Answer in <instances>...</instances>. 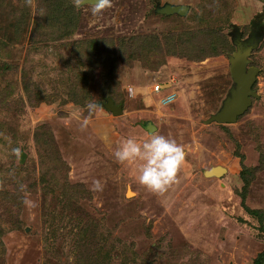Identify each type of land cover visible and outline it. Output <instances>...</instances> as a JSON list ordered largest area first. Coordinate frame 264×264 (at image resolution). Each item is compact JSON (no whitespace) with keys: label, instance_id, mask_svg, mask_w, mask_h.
Returning <instances> with one entry per match:
<instances>
[{"label":"rangeland","instance_id":"1","mask_svg":"<svg viewBox=\"0 0 264 264\" xmlns=\"http://www.w3.org/2000/svg\"><path fill=\"white\" fill-rule=\"evenodd\" d=\"M59 2L0 0V264H82L79 231L97 264H253L264 249V37L251 55L259 97L233 123L203 120L232 82L231 24L243 36L255 15L264 25V0H110L96 15L66 0L68 13L37 40ZM164 3L189 11L156 12ZM213 28L230 50H210ZM167 34L208 50L170 54ZM152 36L161 47L146 54ZM108 96L121 114L103 106ZM89 102L98 105L91 113ZM154 134L186 153L162 194L138 183L135 162L113 155L122 138ZM237 151L251 169L244 193ZM216 165L225 172L209 174Z\"/></svg>","mask_w":264,"mask_h":264},{"label":"water","instance_id":"2","mask_svg":"<svg viewBox=\"0 0 264 264\" xmlns=\"http://www.w3.org/2000/svg\"><path fill=\"white\" fill-rule=\"evenodd\" d=\"M92 0H84L81 4H91ZM189 10L188 4L164 3L156 4L155 11L163 14H179L186 15ZM264 37V25L259 14L255 15L250 21V29L246 36H243V29L239 25L232 23L229 32V41L234 49L227 53L229 62V74L231 77V85L221 101L217 110L210 113L203 120L204 123H233L239 116L244 114L251 106L253 98H258L259 94L253 89L260 67L252 64L251 55L255 51ZM103 106L113 115H119L123 112L122 105L115 103L110 97H106ZM145 128L151 132L156 127L151 121L145 122ZM25 153L20 151L19 162L23 163ZM225 167L221 165L213 166L208 173L213 175H221L225 172Z\"/></svg>","mask_w":264,"mask_h":264},{"label":"clouds","instance_id":"3","mask_svg":"<svg viewBox=\"0 0 264 264\" xmlns=\"http://www.w3.org/2000/svg\"><path fill=\"white\" fill-rule=\"evenodd\" d=\"M76 2L79 4L84 0H76ZM90 3L92 6L89 10L96 15L109 5L110 0H92ZM173 98L169 95L163 98L161 103H168ZM86 107L91 113L98 105L95 102H89ZM87 123V118L83 119L81 127L86 126ZM185 154L183 145L162 134L151 135L142 141L134 136H127L121 139L113 152L117 162H135L138 183L157 194L164 193L175 182L176 173L183 164ZM94 184L97 188L100 187L99 181H94ZM25 203L33 202L26 197Z\"/></svg>","mask_w":264,"mask_h":264},{"label":"trees","instance_id":"4","mask_svg":"<svg viewBox=\"0 0 264 264\" xmlns=\"http://www.w3.org/2000/svg\"><path fill=\"white\" fill-rule=\"evenodd\" d=\"M65 1L66 0H60L58 5L61 4V7L56 11L51 10L47 14V15L52 14L48 20H44V18H43L42 20H40V22H38L40 24L37 23L39 25V27L36 29L37 35H38V37L36 38L37 40H39V41H42L43 39L46 40V38H47V30H46L47 26H49L53 22H56V23L61 22L63 19L61 16L62 12L64 14L68 13V7L67 6H64V10H61V9H63V7H62L63 5L69 4L68 2H67V4H65L64 3ZM63 27H64L63 30L65 32L71 33V30L69 29L70 27L68 25L65 24ZM201 32L203 33V36H204V32L202 30H201ZM209 33L212 36V38H214V43L211 42V45H209L210 46L209 48L212 52H218L219 50L220 51L221 50H230V48H232L228 39L225 37V35L221 34L219 29L213 28V30L209 31ZM170 37L171 36L168 34L166 36H164V41L166 43H168L167 45H170V47L168 48V51H167L170 54H175V55L178 54V55L186 56V57H196V56H198V54L200 56H205V54H206L205 51L208 50L207 47L205 48L204 42H200L199 45H196L195 42L191 43L189 39L188 40L183 39V41L180 43V39L178 38L179 40L177 39L175 41V43H174V41L171 43L169 40ZM143 43H146L144 45L145 46L144 51L146 54L153 52L154 48L158 49L161 47V42L157 36H152L150 38V40L143 42ZM209 44H210V42H209ZM122 45H125V43H122L121 46ZM150 47H152V48H150ZM134 51H135V48H132L131 52H134ZM137 54H138V51L136 50V52L131 54V56L135 57ZM112 58L113 59H112L110 64L113 65L115 63L116 59H114V56ZM104 64L107 65V63H104ZM253 87H254V85H253ZM236 154L240 157V162H241L240 173H241V176L244 180V183H243V193H244V191L247 188V185L249 184V180H250L248 177V174H249L248 171L250 170V172H251V169L247 168L242 163L243 157H242V155L239 154L238 151L236 152ZM242 199H244L243 195H242ZM245 210L249 211L250 213H256L255 210L248 209L247 207H245ZM259 219L261 220V217ZM78 233H79V236H78L79 242H78L77 248H78V252H80L81 256H82V260H81L82 264H97L94 261V258H92V252H93L92 251V245H91L92 239H90L88 237H84L81 235L82 233H85V231H79ZM253 264H264V249L254 258Z\"/></svg>","mask_w":264,"mask_h":264},{"label":"built area","instance_id":"5","mask_svg":"<svg viewBox=\"0 0 264 264\" xmlns=\"http://www.w3.org/2000/svg\"><path fill=\"white\" fill-rule=\"evenodd\" d=\"M159 88V86L156 87V90Z\"/></svg>","mask_w":264,"mask_h":264}]
</instances>
